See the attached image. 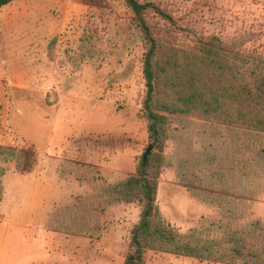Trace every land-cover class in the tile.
Wrapping results in <instances>:
<instances>
[{
	"label": "rangeland",
	"instance_id": "obj_1",
	"mask_svg": "<svg viewBox=\"0 0 264 264\" xmlns=\"http://www.w3.org/2000/svg\"><path fill=\"white\" fill-rule=\"evenodd\" d=\"M154 1L180 27V47L217 36L264 59V0ZM145 54L124 0H21L0 9V145L37 160L29 174L6 165L0 264H125L141 207L113 192L151 145L141 117ZM170 118L157 206L179 240L201 237L217 248L231 228L264 225V154L255 152L263 137ZM145 264L228 263L150 251Z\"/></svg>",
	"mask_w": 264,
	"mask_h": 264
},
{
	"label": "trees",
	"instance_id": "obj_2",
	"mask_svg": "<svg viewBox=\"0 0 264 264\" xmlns=\"http://www.w3.org/2000/svg\"><path fill=\"white\" fill-rule=\"evenodd\" d=\"M16 1L21 0H0V9ZM124 1L146 47L147 93L141 117L147 122L153 146L147 159L142 157L136 174L117 183L113 192L116 202L141 207L140 219L131 231L125 264H145L150 251L228 264H264L262 221L231 228L216 248L218 241L201 237L181 242L157 206L170 116L227 124L261 135L264 141V59L232 51L237 42L228 44L217 36L194 49L182 48L177 44L180 27L159 2ZM255 152L264 154V146H255ZM12 162L20 174L31 173L37 165L31 151L0 145V204L6 165Z\"/></svg>",
	"mask_w": 264,
	"mask_h": 264
},
{
	"label": "water",
	"instance_id": "obj_3",
	"mask_svg": "<svg viewBox=\"0 0 264 264\" xmlns=\"http://www.w3.org/2000/svg\"><path fill=\"white\" fill-rule=\"evenodd\" d=\"M152 150H153V146L150 145V146L147 148L146 152H145V155H144V159H145V160L147 159L149 153L152 152Z\"/></svg>",
	"mask_w": 264,
	"mask_h": 264
}]
</instances>
